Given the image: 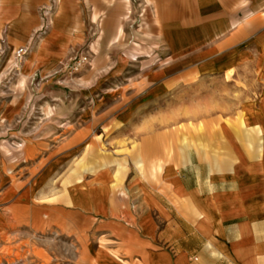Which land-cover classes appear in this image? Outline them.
I'll return each mask as SVG.
<instances>
[{
	"label": "crops",
	"instance_id": "crops-1",
	"mask_svg": "<svg viewBox=\"0 0 264 264\" xmlns=\"http://www.w3.org/2000/svg\"><path fill=\"white\" fill-rule=\"evenodd\" d=\"M129 2L0 0V46L36 51L44 40L42 63L20 72L48 73L74 47L118 42L116 9ZM136 4L139 30L153 31L157 45L143 61L157 64L136 71V98L118 119L142 127L132 160L112 166L105 155L109 167L95 160L75 169L50 195L49 171L21 190L1 161L0 234L17 210L32 224V211L51 209L58 223L72 218L73 228L87 219L96 264H264V0ZM18 109L8 102L0 114L10 120ZM130 109L143 117L130 118ZM93 112L81 119L84 132L112 123Z\"/></svg>",
	"mask_w": 264,
	"mask_h": 264
},
{
	"label": "rangeland",
	"instance_id": "rangeland-1",
	"mask_svg": "<svg viewBox=\"0 0 264 264\" xmlns=\"http://www.w3.org/2000/svg\"><path fill=\"white\" fill-rule=\"evenodd\" d=\"M129 4L126 18L121 15L127 12L125 5L116 9L124 31L118 42L74 47L48 73L20 72L42 63L49 48L44 40H39L36 51L29 48L21 61L15 53L18 47L9 51L5 45L0 46V105L11 102L19 108L10 120L0 114V162L7 164L6 171L12 172L10 176L21 190L32 178L49 171L54 181L47 191L50 195L57 192L59 181L64 185V178L72 182L68 177L75 169H87L95 160L97 166L109 167L105 155L113 156L112 166L132 160L127 154L137 150V130L142 127H126L118 119L136 98L132 93L136 71L157 64L143 61L157 45L153 31L139 30L136 0ZM144 18H148L147 13ZM132 54L138 59H133ZM121 57L126 58L125 63H119ZM109 104L112 110L106 107ZM90 107L94 111L91 117L107 116L112 123L84 132L81 119H88ZM127 112L130 118L143 117L135 109ZM200 128L193 126L196 131ZM80 133L81 142L74 141ZM94 153L102 157L94 159ZM40 192L39 188L32 190L34 201H40ZM12 215L16 223L0 234V264H96L90 253L87 219L82 217L80 228H73L72 218L65 216L69 223H58L51 209L32 211V224L25 219L23 210Z\"/></svg>",
	"mask_w": 264,
	"mask_h": 264
},
{
	"label": "built area",
	"instance_id": "built-area-1",
	"mask_svg": "<svg viewBox=\"0 0 264 264\" xmlns=\"http://www.w3.org/2000/svg\"><path fill=\"white\" fill-rule=\"evenodd\" d=\"M37 34H39V33H37ZM28 51H29V47H27V46H22V47L18 48L15 51L17 59L19 61L23 60V58L25 57V55L27 54Z\"/></svg>",
	"mask_w": 264,
	"mask_h": 264
},
{
	"label": "bare ground",
	"instance_id": "bare-ground-1",
	"mask_svg": "<svg viewBox=\"0 0 264 264\" xmlns=\"http://www.w3.org/2000/svg\"><path fill=\"white\" fill-rule=\"evenodd\" d=\"M47 49V48H46Z\"/></svg>",
	"mask_w": 264,
	"mask_h": 264
}]
</instances>
